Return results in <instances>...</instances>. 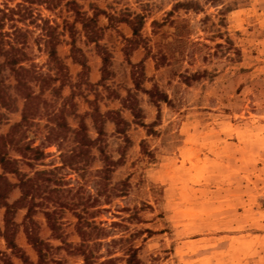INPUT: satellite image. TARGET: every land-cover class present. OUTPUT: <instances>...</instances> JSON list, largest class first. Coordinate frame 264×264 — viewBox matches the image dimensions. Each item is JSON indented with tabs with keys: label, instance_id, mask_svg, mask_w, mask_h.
Segmentation results:
<instances>
[{
	"label": "rangeland",
	"instance_id": "1",
	"mask_svg": "<svg viewBox=\"0 0 264 264\" xmlns=\"http://www.w3.org/2000/svg\"><path fill=\"white\" fill-rule=\"evenodd\" d=\"M19 2L0 0V9ZM67 2H75L81 13L97 20L98 42L91 41ZM178 3H192L199 9H175ZM33 9L35 16L55 28L58 55L74 84L80 82L83 68L73 60V44L86 57L89 85L76 91L78 113L92 112L88 101L96 100L103 114L116 111L129 124L125 134L118 133L110 120L104 125V150L118 162L110 187L122 189L126 182L128 188L110 203L101 199L103 210L95 221L110 235L103 242L134 234L131 243L140 249L144 264H264V0H63L51 9L46 5ZM136 17L143 19L145 43L139 45L129 43L134 35L125 22ZM28 23L18 26L30 32L29 64L54 74L49 71L41 28ZM97 43L110 54L109 75L104 80ZM159 53L166 56L162 66L155 58ZM139 63L145 78L137 88L133 66ZM8 83L13 85V79ZM155 87L167 95V102H154L146 93ZM130 92L143 111V124L125 104ZM71 93L66 86L63 97ZM12 94L16 97L13 90ZM46 97L52 99V93ZM61 103L62 99L57 105ZM22 108L19 98L16 110L0 108L5 115L0 135L20 122ZM79 121L68 117L72 129L78 128ZM85 121L89 135L96 139L93 121L90 117ZM50 127L49 117L43 115L25 130V142L39 146L45 157L35 169L22 162L19 167L29 177L36 170L58 169L57 177L67 184L59 196L65 202L79 203L82 209L81 201L97 192L96 172L105 166L101 153L98 147L93 149L95 160L84 177L83 172L59 169L62 153L75 143L69 135L62 143L51 144L46 140ZM10 155L22 159L13 150ZM9 179L18 182L14 175ZM20 195L15 189L10 202ZM38 202L44 204L33 214L39 237L55 249L48 255V264H85L76 251L81 239L73 212L63 209L57 216L62 235L57 239L44 215L51 202ZM26 213L23 209L15 215L19 225L15 239L36 264L38 254L24 232ZM3 220L0 213V226ZM120 247H112L114 257H123ZM106 251L107 247L101 249L103 255ZM0 252L5 254L0 255V264L5 257L22 264L1 238Z\"/></svg>",
	"mask_w": 264,
	"mask_h": 264
},
{
	"label": "trees",
	"instance_id": "2",
	"mask_svg": "<svg viewBox=\"0 0 264 264\" xmlns=\"http://www.w3.org/2000/svg\"><path fill=\"white\" fill-rule=\"evenodd\" d=\"M62 1L20 0L15 7L6 5L4 9H0V108L7 111L16 110L18 98L23 101L20 122L13 124L6 135H0V167L2 169L0 174V208L5 210L4 230H0V236L4 238L7 249L11 250L12 255H16L22 264H35L23 249L18 246L15 239L19 227L15 221V215L18 211L27 209L24 218V232L29 244L38 254V262L36 264H48V255L52 254L55 249L39 237L37 224L33 220V214L37 208L44 206L43 203H37L38 199H42L47 200L49 204L51 202V209L46 207L44 215L57 239L62 237L60 233L61 226L57 219L60 211L68 209L77 218L76 229L81 243L76 248V251L83 257L85 264H122V262L124 264H144L139 257L140 249L131 243L135 237L134 234L130 235V238L122 237L120 239H112L109 243H104L103 241L110 237L109 231L101 223L98 224L95 221L97 215L103 210L100 209L99 205L101 199H104L106 203H110L113 197L124 196L128 188L126 182L121 184L122 189L110 187L111 175L118 162L109 157L104 150L103 143L106 135L104 125L107 120H110L117 126L118 133L125 134L126 127L129 124L116 111H109L103 114L96 100L88 101V104L92 107V112H88L85 115L78 113L77 104L75 103L76 91L81 90L85 84L89 85L87 81L89 67L86 57L73 44V60L83 68L79 75L80 82L74 84L71 81L68 67L58 55V37L55 28L50 25L48 20L35 16L33 9L34 5H46L51 9L59 6ZM67 6H70L71 10L76 13L77 20L79 19L85 29L88 30V36L91 41L98 42L101 38V29L97 25V20L86 17L85 14L81 13L75 2H67ZM180 8L190 10L199 9V6H194L192 3H178L175 9ZM111 20H114V17ZM38 21L42 23L39 24ZM27 22L30 25H36L41 28L43 32L42 39L47 47L49 56V71H55L54 74L43 73L34 63L29 64L31 57L27 50L30 32L18 26L19 23L25 24ZM125 22L131 26L134 35V38L129 43L134 45L145 43L141 35L143 19L136 17L133 20L126 19ZM154 24L158 25V23ZM7 25H9L10 31L5 30ZM70 28L73 29V26L71 25ZM97 47L103 55L102 72L104 80L109 75L110 54L98 43ZM155 58L159 66H162L166 61V56L162 53H159ZM133 67L135 68L133 79L137 88H140L141 82L145 78L144 67L142 63ZM10 78L14 81L13 85L8 83ZM188 79L191 78L187 77L186 80ZM58 83L59 85L57 86ZM66 86H70L72 93L69 97L64 98L63 90ZM36 88L38 89L37 91ZM12 90L15 92L16 97L13 96ZM48 92L52 93V99L46 97ZM146 93L157 103L161 101L167 102L168 100L167 95L156 87L146 91ZM60 99H62V103L58 106L57 103ZM124 101L134 118L140 121L143 111L139 107L136 96L130 92ZM43 115H47L51 122L50 133L46 139L48 142L51 144L62 143L68 139L69 135H73L75 146L69 152L62 153V166L59 169L67 168L75 172H83L82 175L84 177L95 160V156L92 153L93 149L98 147L97 149L101 153L105 166L96 172V177L98 178V181H96L97 192L95 196L88 194L85 202L81 201L82 209H79V203L65 202L59 196L62 190L61 187L67 184L64 179L57 177L56 171L58 169L51 171L36 170L34 177H29L19 167L22 162L31 169H35L37 163L41 162L45 157L43 150L39 146L33 147L32 142H25V130ZM70 116L80 119L77 129H72L69 125L68 117ZM86 117H90L93 121L98 134L96 139H92L89 135V129L85 121ZM4 119L5 115L0 112V127ZM11 150L19 154L22 159L11 157ZM9 175L16 176L18 182H12L9 179ZM15 189H19L21 195L17 200L10 202V194ZM113 226H118V223H114ZM115 246H121L123 257H114L115 252L112 251V247ZM103 247H107L106 255L101 253ZM0 255L3 256L5 254L0 252ZM53 262L64 264L62 261ZM4 264L15 263L9 257H5Z\"/></svg>",
	"mask_w": 264,
	"mask_h": 264
},
{
	"label": "crops",
	"instance_id": "3",
	"mask_svg": "<svg viewBox=\"0 0 264 264\" xmlns=\"http://www.w3.org/2000/svg\"><path fill=\"white\" fill-rule=\"evenodd\" d=\"M0 213L2 214L3 219H4L5 210L0 208ZM0 230L1 231L4 230V220H3V226H0ZM0 238L3 239V241H5L4 238H2L1 236H0Z\"/></svg>",
	"mask_w": 264,
	"mask_h": 264
}]
</instances>
